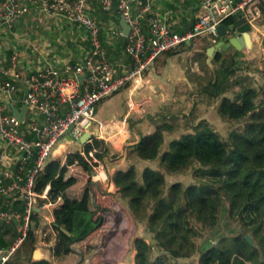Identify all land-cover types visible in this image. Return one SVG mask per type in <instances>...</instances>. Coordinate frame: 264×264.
Here are the masks:
<instances>
[{
	"label": "trees",
	"instance_id": "16d2710c",
	"mask_svg": "<svg viewBox=\"0 0 264 264\" xmlns=\"http://www.w3.org/2000/svg\"><path fill=\"white\" fill-rule=\"evenodd\" d=\"M261 8L264 9V2ZM237 17L230 15L222 23L229 28ZM203 42L193 44L201 48L200 54L206 57L205 49L211 43L207 46ZM239 54L240 51H234L233 55H228L221 47L210 58L214 66H206L201 76L205 82L200 90L209 98L219 100V117L235 122L243 120L240 127L229 132L227 140L220 138L207 121L201 119L192 127V132L172 138L162 150L165 134L174 131L163 118L153 132L140 136L126 153L128 160L155 161L157 166H144L139 175L133 165L115 171L111 177L115 192L92 179L91 165L78 152L68 153L63 164L49 160L36 174L33 189L41 193L48 186V200L60 198L62 203L53 209L52 224L42 217L40 207L35 205L21 244L34 246L45 232L52 231L55 234L52 264H120L131 248L135 250L133 264H194L177 262L196 251L187 239L191 227L186 221L185 226L181 225L180 220L186 216L182 213L189 210L204 226L213 228L218 223L224 194L230 203V216L232 209L242 204L238 213L242 226H246V221L254 223L250 235L254 245L244 239V233L223 237L217 245L202 247L197 252L196 264H264V232H261L264 223V84L256 88L243 84L241 80L245 77L229 80ZM227 60L229 64L223 65ZM262 74L264 80V69ZM233 84H239L240 88L234 91ZM229 91L232 97L225 94ZM97 143L98 140L92 139L83 149L98 147L96 156L100 159L104 149ZM194 163L199 165L194 172L209 171L223 178L222 186L183 187L180 182H173L165 190L166 176L180 174ZM144 219L155 246L166 251L170 260L160 256L151 260V244L141 237L133 239L138 222ZM60 227L70 236L61 232Z\"/></svg>",
	"mask_w": 264,
	"mask_h": 264
},
{
	"label": "built area",
	"instance_id": "2783aa9c",
	"mask_svg": "<svg viewBox=\"0 0 264 264\" xmlns=\"http://www.w3.org/2000/svg\"><path fill=\"white\" fill-rule=\"evenodd\" d=\"M89 1L0 0V26L11 28L33 8L42 15L61 17L82 28L90 47L82 62L46 63L23 72L17 71L19 61L12 54L8 65L0 66V221H16L18 225L13 241L0 248V264H5L24 240L33 207L38 205L45 210L53 204L46 196L48 186L41 193L33 188L36 174L49 161L59 140L67 135L69 141L76 142L83 133L91 132L96 122V105L126 83L132 90L140 87L143 70L161 53L200 36H208L215 43L217 25L230 15L239 14L253 26L260 15L259 3L264 0H202L190 30L184 34L172 32L163 21L150 15L146 19L149 37L142 31L138 17L131 14L132 2L142 5L143 10H148L147 4L140 0H99L103 11L113 10L122 15L129 26L124 52L133 66L114 79L112 65L101 45L99 25L87 13ZM112 33L120 35L119 31ZM78 75L84 76L79 80ZM18 91L25 106L21 122L7 111L8 100ZM133 106L131 101L127 103L129 110ZM94 138L92 134L86 143L91 144ZM97 152L96 147H91L79 154L91 165L92 179L104 182L107 177ZM12 197L22 202L20 211L9 207Z\"/></svg>",
	"mask_w": 264,
	"mask_h": 264
},
{
	"label": "crops",
	"instance_id": "0c3cea01",
	"mask_svg": "<svg viewBox=\"0 0 264 264\" xmlns=\"http://www.w3.org/2000/svg\"><path fill=\"white\" fill-rule=\"evenodd\" d=\"M140 1L143 5H148V10H143L142 5L132 2L131 14L138 17L141 29L147 37H149V30L146 19L150 15L163 21L174 33L184 34L189 31L200 10L202 2V0ZM262 2L259 3L260 15L254 21L250 31L251 46L250 48L244 47L238 50L241 52V55L244 54L245 58L248 56L245 55L246 53H252L262 49V40L264 39V9L261 8ZM87 13L99 25L101 45L112 65L113 79L118 78L133 66L131 58L124 52L126 39L121 34L119 15L113 10L103 11L100 7L99 0H90L88 2ZM13 27H16V29L20 27L25 30L30 29L31 32L29 34L31 35V40L23 49H19L18 51L12 50L9 53H1L2 55L8 54V56L6 61L0 54V66L8 65V60L12 54L22 58V60H19L17 71L28 72L30 69L42 64L64 61L61 59L78 62L85 59L90 53V47L83 29L76 25H70L61 17L45 16L32 8L29 14L17 20L11 28ZM3 29L4 34L0 37L5 38L6 43H9L8 38L10 36L6 34V30L8 29ZM113 31H119L120 35H114L112 33ZM50 37L53 38V44L49 45L48 38ZM199 40L204 41L203 44L207 46L211 43L208 36H200L190 43H183L169 51H165L158 55L143 70L140 87L132 91L131 86L126 83L117 90L122 91V96L124 95L122 102L118 104L120 106L118 111H115L116 113L113 117L101 120L99 129L95 126L91 130L93 135L98 134L94 139L98 140L97 145L104 149V155L100 158V167L103 169L104 174L108 176L109 181L108 183L98 181L101 187L105 188L109 185L108 189H105L114 192L113 189L116 187L111 182L113 173L117 170H125L127 164L130 162L140 164V160L138 159L128 160L126 158L127 148L136 143L140 136L153 132L156 124L161 119H167V114L171 110L172 105L187 99V94L192 90V87L200 90L201 85L205 82L201 78L204 74L205 67L212 68L213 65L210 63V58L206 54V49V57H204L200 54L202 49L194 46L193 43ZM11 44L13 45L12 42ZM222 47L227 53V49H231L232 52L230 55H233V52L237 51L233 47H229V45H223ZM2 59L5 60V63H3ZM241 59L242 57H240ZM21 87L23 88L22 85ZM196 94L195 92L190 98L193 100L192 107L190 108L191 112L196 109L199 110L201 108L198 106L199 104L211 105L205 99L203 100V98H193ZM20 98L21 91H18L8 100L7 111H10L11 107L19 110L22 106ZM130 101L132 103L134 102L132 110L127 108V103ZM138 104L141 105L138 106ZM214 106L215 104L212 107ZM205 118L198 117L197 119L201 120ZM165 136L169 138L170 135L166 133ZM27 138H33V135H27ZM71 142L67 139V135L61 138L49 160H59L63 164L68 153H80L81 150H84V144H79L77 151L71 150L69 148ZM141 163L146 166L145 163L147 162ZM61 203V199L55 200L50 207L40 211L42 217L49 224L53 222V209ZM9 207L20 211L22 209V202L12 197L9 201ZM142 226V223L140 224L138 222L137 233L133 239L141 237L146 243H149L145 239V236H141L139 232V228H143ZM16 234H18L16 221H10L8 223L0 221V248L7 247L16 237ZM54 237V232L47 231L38 239L34 246L21 244L5 264H52L51 251L55 246ZM37 251L38 253L35 254ZM134 255L135 250L131 248L128 251L126 264H133Z\"/></svg>",
	"mask_w": 264,
	"mask_h": 264
},
{
	"label": "rangeland",
	"instance_id": "374dc122",
	"mask_svg": "<svg viewBox=\"0 0 264 264\" xmlns=\"http://www.w3.org/2000/svg\"><path fill=\"white\" fill-rule=\"evenodd\" d=\"M235 15L239 16V14H235ZM70 25H73V24H70ZM3 28H7V27L6 26L0 27V36L4 34ZM7 29L8 30H6V34L10 36L8 38L9 43H6L5 38L0 37V54L7 53V52L9 53L12 50L18 51L19 49H23V47L26 44H29L31 40V37H30L31 35L29 34L31 32L30 29L25 30L21 27L19 29H16V27H13L11 29L7 28ZM52 40H53L52 37L48 38L49 45L53 44ZM11 42L13 43V45L11 44ZM195 47H198V46H195ZM227 50H228L227 54L229 55L232 52V50L229 48ZM17 51L15 52L18 53ZM239 55L240 56L236 58L238 62L232 66L234 68V73L229 76V80L233 81L234 79H238L239 77H245V79L242 78L241 80L243 84H249L250 86H253L256 88L262 86L264 84V80L262 78V75H263L262 70L264 69V39L262 40V49L256 50V52L254 51L252 53L250 52L246 53L245 55H248L247 58H245L244 54L241 55V52ZM2 56L6 60L8 54L2 55ZM240 57H242L243 60H240ZM16 59L18 61L22 60V58H20L17 55H16ZM5 60H3V63H5ZM61 60H65V59H61ZM82 61L83 60H80L79 62H82ZM227 64H229V60H227V62L224 63L223 65H227ZM204 81L205 80H203V82ZM239 88H240L239 84L232 85V89L234 91H237ZM195 92L197 94L193 98L195 99L203 98V100L205 99L211 105L207 106L206 104H201V105L199 104L198 106L201 108H199V110L196 109V110H193V112H191L190 108L192 107L193 100H191L190 98L195 94ZM225 94L230 97H232L233 95L230 91ZM123 96H122V91H116L115 93L111 94L107 98L101 100L96 105V108H95V121L96 122L94 123L93 127L97 126L101 120L109 119L114 116V114L118 111V108L120 107L118 106V104L122 102ZM218 101H219L218 98H209L205 92H202L199 89H194L192 87V90L188 92L187 94V99L177 104L176 103L173 104L171 107V110L167 114L168 122L175 128H174L173 133L170 134L169 138L167 136L165 137V143L162 146V150H164L167 147L168 141L171 140L172 138L179 136L181 133L192 132L193 131L192 127L199 121L197 119L198 117H202V118L206 117L205 121H207L209 126L218 133L220 138H222L223 140H227L229 132L233 129L240 127L243 124V120L239 122H235V121L224 120L223 118L219 117L217 113ZM214 104L215 106L212 107ZM140 105L141 104H138V106ZM97 135H94V136L97 137ZM69 148L73 151H77L79 149V144L72 141L70 143ZM126 153H127V150H126ZM141 162H146V161H140V164L139 163L133 164L132 162H130L129 164H127L126 169L130 165H133L136 168L137 174L139 175L141 169L144 167L143 163ZM145 164L146 166H150L153 168L157 166V162L155 161L147 162ZM197 167H199V165L197 163H194L192 166H190L188 169H186L180 174L166 176L165 190H167L168 185L173 182H180L183 187H186L188 185H202V186L209 185L211 187L220 188L222 186L223 178H219L218 176L210 173L209 171L194 172V169H196ZM106 177L107 179L104 182L108 183L109 181L108 176ZM108 187L109 185H107L105 188H108ZM113 191L115 192L116 188L113 189ZM124 202H127V201L124 200ZM229 204L230 203H229L228 198L223 194L222 204L218 212V223L213 228L204 226L202 222L198 221L196 217L192 213H190L189 210H186L182 213L183 215H186V216L184 219L180 220L181 225L183 224V226H185V221H186L188 223L187 226L191 227L192 232H190V235L187 239H188V242L193 243L196 251L193 252L187 258L177 259V262H193L194 264H196L199 258V254L197 252L201 251L202 247L204 246L207 247V245L208 246L217 245L218 243H220L219 241L223 237H231V236L242 234V233L244 234L246 233L248 235L252 234L251 229L254 223L246 221L247 224L246 226L243 227L241 224V219L238 216V213L239 211H241L243 205L241 204V205H238V207L233 208L231 211L232 215L230 216L228 214ZM150 212L151 210L148 208L147 213L149 214ZM139 223L140 224L142 223L143 225L142 226L143 228H139V232L141 233V236H145V239L149 241V243L152 246V250L150 253V259L153 260L155 257L160 256L165 260L167 259L170 260L169 258L170 255L166 251L164 252V250H162L161 248H157L155 246V242L152 240V234L146 229V226H145L146 219L139 221ZM183 231L184 230H182V232ZM261 232L262 233L264 232V223L262 224Z\"/></svg>",
	"mask_w": 264,
	"mask_h": 264
},
{
	"label": "water",
	"instance_id": "95a60500",
	"mask_svg": "<svg viewBox=\"0 0 264 264\" xmlns=\"http://www.w3.org/2000/svg\"><path fill=\"white\" fill-rule=\"evenodd\" d=\"M119 24L121 26V34L126 36L129 31L128 24L124 21V18L122 15H119ZM252 29V26L245 20L244 17H237L236 20L233 22L232 26L229 28H226V26L223 23H220L217 25V32H218V38L215 43L210 45L206 48V54L209 58L213 57L215 52L219 50L223 45H229L233 47L235 50H241L244 47L250 48L251 46V39H250V31ZM84 75H78L77 78L81 80ZM11 113L12 116L18 121H22V117L25 111V106L22 105L20 109H16L14 107H11ZM92 135V132H85L83 133L77 140L76 143L78 144H85L90 136ZM36 211H38V208H35ZM60 231L63 232L65 235L70 236V233L60 227ZM244 239L250 244L254 245L253 239L248 234H243ZM35 252V254H37ZM128 260V252L122 259V262L120 264H126Z\"/></svg>",
	"mask_w": 264,
	"mask_h": 264
}]
</instances>
